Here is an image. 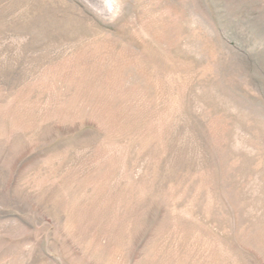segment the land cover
Returning <instances> with one entry per match:
<instances>
[{"label": "rangeland", "instance_id": "obj_1", "mask_svg": "<svg viewBox=\"0 0 264 264\" xmlns=\"http://www.w3.org/2000/svg\"><path fill=\"white\" fill-rule=\"evenodd\" d=\"M0 264H264V0H0Z\"/></svg>", "mask_w": 264, "mask_h": 264}]
</instances>
